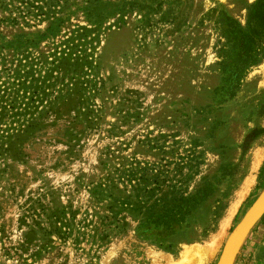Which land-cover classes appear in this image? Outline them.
Wrapping results in <instances>:
<instances>
[{"label":"rangeland","instance_id":"374dc122","mask_svg":"<svg viewBox=\"0 0 264 264\" xmlns=\"http://www.w3.org/2000/svg\"><path fill=\"white\" fill-rule=\"evenodd\" d=\"M263 190L264 0H0V264H218Z\"/></svg>","mask_w":264,"mask_h":264},{"label":"water","instance_id":"95a60500","mask_svg":"<svg viewBox=\"0 0 264 264\" xmlns=\"http://www.w3.org/2000/svg\"><path fill=\"white\" fill-rule=\"evenodd\" d=\"M264 213V190L256 201L253 208L242 218L237 226L234 237L228 249L222 253L218 264H231L235 258L237 251L242 244L244 238L246 237L248 231L253 226V224L258 220Z\"/></svg>","mask_w":264,"mask_h":264},{"label":"bare ground","instance_id":"6f19581e","mask_svg":"<svg viewBox=\"0 0 264 264\" xmlns=\"http://www.w3.org/2000/svg\"><path fill=\"white\" fill-rule=\"evenodd\" d=\"M242 196V195H241Z\"/></svg>","mask_w":264,"mask_h":264}]
</instances>
